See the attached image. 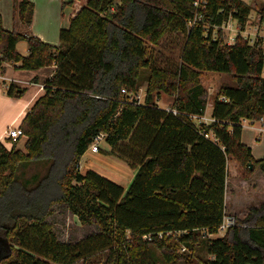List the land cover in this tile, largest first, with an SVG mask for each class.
<instances>
[{
    "label": "trees",
    "instance_id": "trees-1",
    "mask_svg": "<svg viewBox=\"0 0 264 264\" xmlns=\"http://www.w3.org/2000/svg\"><path fill=\"white\" fill-rule=\"evenodd\" d=\"M12 2L13 19L27 31L4 28L0 14V62L54 70L19 124L24 149L18 140L10 148L0 141V264H74L99 253L105 257L94 264H264V202L213 237L226 215L228 161L264 175V157L255 159L241 141V120L264 116L263 41L237 34L227 44L220 29L229 17L243 29L252 7L243 0H86L52 45L29 31L33 2ZM197 11L202 20L190 24ZM257 12L264 21V3ZM166 33L184 37L174 68L159 66L148 49ZM21 41L26 55L17 50ZM202 71L234 82L217 90L208 123L191 117L204 115L209 98ZM142 82L137 103L130 93ZM24 91L11 82L5 94ZM160 93L173 96L169 110L157 105ZM98 133L110 148L102 153L135 170L126 188L80 172ZM55 203L96 232L58 239L47 221Z\"/></svg>",
    "mask_w": 264,
    "mask_h": 264
},
{
    "label": "rangeland",
    "instance_id": "rangeland-1",
    "mask_svg": "<svg viewBox=\"0 0 264 264\" xmlns=\"http://www.w3.org/2000/svg\"><path fill=\"white\" fill-rule=\"evenodd\" d=\"M34 4V13L32 23L29 26V31L31 33H43L47 43L52 45L58 44V34L59 29L68 26L69 18L72 8L69 6V0H31ZM245 3L252 7V10L248 16V25L245 26V32L243 33L244 38H248L250 42H253L256 37L255 27H257L258 22L261 26L259 29L264 31V21H260L258 8L264 3V0H243ZM0 14L2 16V24L4 27L14 29L18 31H27L18 20L13 19V2L12 0H0ZM237 22L233 21V30L220 28L223 33L224 41L229 44L232 38L235 39L237 33L234 31L237 29ZM246 25V24H245ZM208 26V25H207ZM216 31V28L215 30ZM257 32H260L258 30ZM36 35V34H34ZM37 36V35H36ZM262 48L264 51V37L262 38ZM184 37L182 34L166 33L158 43L148 44V49L151 50L156 63L159 66L166 68H174L180 61V51ZM26 47V43L21 41L18 43V49L20 53H24L22 48ZM7 64V63H6ZM4 65V64H3ZM1 66V72L4 66ZM2 74V73H1ZM3 75V74H2ZM264 75V67H263ZM7 77L4 74L5 83L3 84V79H0V96L5 94L6 86L8 85ZM201 82L208 92V100L206 109H208L209 104H212V100L223 84H233V78L230 74L219 73L214 71H202ZM146 90V82H142L141 86L130 95L131 98H135V95L140 96V100L143 101L144 93ZM6 95V94H5ZM173 96L165 93H160L159 100L156 101L157 105L161 108L166 106L168 100L172 101ZM3 112L6 111L7 115L10 114L11 109L6 108L4 102H0ZM6 108V109H5ZM242 124V122H241ZM244 141L247 143H253L252 155L255 159L264 157V118L263 121L257 120L254 123L246 122L244 124ZM25 137L19 138L16 143V148L24 149ZM7 148L11 147V142L4 143ZM99 154L102 155L101 159L97 161L99 163L98 168L101 172L106 174L108 177L115 181L126 183L125 176L127 175L128 167L123 160L117 158L114 155L102 153L101 150L108 151L109 146L102 140L99 144ZM86 159L85 156L82 157V161ZM235 160L230 159L228 162V179L227 187L233 189V196H227V206H226V216H233L235 218H243L249 207L258 206L260 203L264 202V175L261 170L257 167L253 169L242 167L238 163L239 173L234 174L233 164ZM252 171L249 175V171ZM127 171V172H126ZM123 172V173H122ZM246 172V173H245ZM240 192V199L236 198L238 191ZM236 198V199H235ZM47 221L53 225V230L58 239L62 241H77L82 239L88 234L95 233L96 228L93 225L82 224L79 222L77 217L73 215L69 210H67L64 204L55 203L52 206V213L47 217ZM224 234L222 231H218L213 234V237H218ZM198 254L202 257L206 256L205 251L201 248L198 250ZM181 252V251H180ZM105 257V253H99L90 259L83 260L80 259L74 264H94ZM180 264V263H178ZM196 264H199L198 261Z\"/></svg>",
    "mask_w": 264,
    "mask_h": 264
},
{
    "label": "crops",
    "instance_id": "crops-1",
    "mask_svg": "<svg viewBox=\"0 0 264 264\" xmlns=\"http://www.w3.org/2000/svg\"><path fill=\"white\" fill-rule=\"evenodd\" d=\"M85 1L86 0H69V6L72 8L70 18L85 3ZM33 13H34V11H33ZM70 18H69V21H70ZM32 19H33V17H32ZM31 23H32V21H31ZM66 27H68V26H66ZM66 27H64V28H66ZM4 28L9 29L7 27H4ZM12 28H14V26H12ZM34 34H36L44 42L48 41L45 39L43 33L39 32V33H34ZM16 47H17V50L19 51L18 43H17ZM22 50L24 51V53H20V51H19V53L22 55H26L27 54V47H25V48L23 47ZM18 66H19V63L8 62L3 67V69H2L3 75H2V78H0V79H3V84H4L5 83L4 74H5V76L7 77L6 80L8 81V84L13 82V83L17 84L18 86L25 88L24 93L20 97H9L5 94H3V96H0V102H4L6 104V108L11 109L10 114L7 115L6 111L3 112V114H2L3 109L1 108V105H0V141L3 144L6 141L5 140V134H4L5 129L9 125H19L20 124L25 113L29 110V108L32 106V104L35 102V100L43 94L44 89H43L42 83L44 82V80L47 77H49L51 75V73L54 70V65L44 66V67H40L38 69H21V68H18ZM157 100H159V99H157ZM171 103H172V101L168 100L165 107L169 106ZM211 107H212V104H209L208 109H206V107H205L204 116L210 118ZM263 118H264V116L260 120L263 121ZM241 122H242V124H241L242 125L241 141L244 144L248 145L249 147L250 146L252 147L253 143H247L244 141V131H245L244 130V124L246 122L254 123V121H250L248 119H242ZM251 154H252V148H251ZM83 156L86 157V159L84 161H82ZM100 157H102V155L99 154V152H91L90 150H86L79 160L80 172L84 173L87 170H92V171L100 174L101 176L119 184L123 188H126L128 183L131 181L135 170L133 168H131L125 162L127 167H128L129 172L126 171L127 175L124 178L126 183L123 184L122 182H118V181L113 180L112 178L108 177L106 174H104L103 172L100 171V169H102V168H98L100 166H99V163H97V161H99L101 159ZM238 167L239 166L237 165V163L234 162V164H233L234 174L239 173ZM228 169H229V167H228V163H227V170ZM227 179H228V174L226 177V186H225V191H224L225 213H227L226 212L227 196L228 195H230V197L233 196V192L235 191V190L233 191L232 188L228 189ZM237 192H238V194L236 195V198L240 199L239 190Z\"/></svg>",
    "mask_w": 264,
    "mask_h": 264
},
{
    "label": "built area",
    "instance_id": "built-area-1",
    "mask_svg": "<svg viewBox=\"0 0 264 264\" xmlns=\"http://www.w3.org/2000/svg\"><path fill=\"white\" fill-rule=\"evenodd\" d=\"M196 5V3H195ZM200 20H202V14L200 12L197 11V13L195 14L194 18L190 21V24L194 23V22H200ZM233 21L234 19L229 17L228 20L226 22H224L221 27L222 28H225V29H229V30H233ZM236 21V20H235ZM248 21V20H247ZM246 21V25H244V28L243 29H240L239 25L237 24V29H235L234 31H236L237 34H240L243 36V33L245 32V26H247L248 22ZM237 22V21H236ZM259 26L260 23L258 22L257 24V27H255V32H256V35L258 37L257 38H263L264 37V31L263 29H259ZM258 30H260V32H257ZM244 37V36H243ZM247 40H249L247 37H246ZM263 41V40H262ZM234 42V39L232 38V41L229 43H233ZM7 62H0V78H2V72H1V66H5ZM121 93H127L129 94L124 88L121 89ZM132 93H130L131 95ZM131 100H135L137 103H141L142 100H140V96L139 95H135V98H131ZM166 110H169V106L165 107ZM173 113H176V111L174 109H172ZM195 121H201V122H205V123H208L210 121H212L211 117H206L204 115H201V116H196V115H192L191 116ZM5 140H9L10 142L12 141H16V140H19V138L21 137H25V134L23 133L21 127L19 125H9L6 129H5ZM104 136L105 134L104 133H98L92 140V142L89 144L87 150H90L91 152H99V149H100V142L102 140H104ZM235 224V217L233 216H226L223 218V221L221 222V224L218 226V231H222L224 232L229 226H232ZM181 251L184 250V248L182 247L180 249Z\"/></svg>",
    "mask_w": 264,
    "mask_h": 264
},
{
    "label": "water",
    "instance_id": "water-1",
    "mask_svg": "<svg viewBox=\"0 0 264 264\" xmlns=\"http://www.w3.org/2000/svg\"><path fill=\"white\" fill-rule=\"evenodd\" d=\"M249 168H250V169L252 168V164H251V163L249 164Z\"/></svg>",
    "mask_w": 264,
    "mask_h": 264
}]
</instances>
